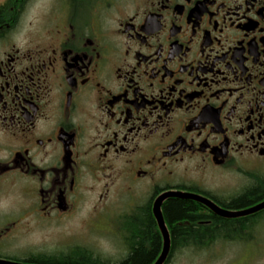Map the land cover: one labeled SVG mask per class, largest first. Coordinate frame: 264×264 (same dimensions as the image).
Segmentation results:
<instances>
[{"label":"flooded vegetation","instance_id":"obj_1","mask_svg":"<svg viewBox=\"0 0 264 264\" xmlns=\"http://www.w3.org/2000/svg\"><path fill=\"white\" fill-rule=\"evenodd\" d=\"M179 166L196 176L180 181ZM224 172L247 180L227 202L216 182ZM256 175L264 176V0H0V189L8 181L32 199L19 217L75 215L82 182L98 176L99 214L115 183L128 193L148 185L154 220L165 191L238 211L258 203L228 208L256 192ZM193 201L195 215L223 218ZM139 211L107 225L124 235L115 261L77 245L5 258L120 264L134 231L127 218Z\"/></svg>","mask_w":264,"mask_h":264},{"label":"rangeland","instance_id":"obj_2","mask_svg":"<svg viewBox=\"0 0 264 264\" xmlns=\"http://www.w3.org/2000/svg\"><path fill=\"white\" fill-rule=\"evenodd\" d=\"M186 170L179 166L175 171V177L185 181L196 176L193 170ZM231 173L224 172L217 177L220 193L218 196L223 202L232 198L247 182L244 176ZM255 177V187L260 186L258 181L263 182L264 176ZM102 184L100 176L86 177L82 182V195L78 200L75 215L43 219L34 216L19 217L20 210L25 204L32 202V199L22 197L17 187L13 188L5 181L0 189V259L19 262L5 257L24 258L28 252L56 253L75 245L87 249L90 254L96 258L100 257L99 260L102 261H115L114 259L122 257L124 235L111 231L107 225L115 223L112 216L119 212L138 208L147 201L151 204L149 199L151 189L144 184L136 187L134 192L128 193L126 189H119V184L115 183L110 188L109 204L107 202L105 210L99 214L101 204L100 202L98 204V193ZM103 214L106 215L105 218ZM15 222L17 225H12ZM37 224H50L52 227L41 230L31 227ZM250 230L254 232V238L245 237L240 242H235L233 238L213 237L212 242L197 245L199 248L177 246L166 264H264V214L249 223L243 231L250 233Z\"/></svg>","mask_w":264,"mask_h":264},{"label":"trees","instance_id":"obj_3","mask_svg":"<svg viewBox=\"0 0 264 264\" xmlns=\"http://www.w3.org/2000/svg\"><path fill=\"white\" fill-rule=\"evenodd\" d=\"M258 185L255 187L256 192L250 195H242L228 205V208H237L243 205H250L251 203L259 202L262 198H251L254 196L264 195V181H258ZM258 189V190H257ZM252 196V197H254ZM252 201V202H251ZM251 202V203H250ZM199 203L193 200H187L182 198H168L162 209L163 218L172 236V244L168 256L163 264H166L172 257V254L176 250L177 246L187 245L188 240H194L188 246H197L202 241L206 243L212 242L214 237H223L225 239L233 238L235 242H240L245 237L247 239L254 238V232H244L249 223L256 221L258 217L264 214V210L255 213L252 216H242L238 219L235 218H219L214 215L212 217H204L195 215V211L198 208ZM139 215L128 217L130 225L134 226V231L131 234V248L127 257L120 264H149L154 261L161 251L162 239L161 233L157 229L156 233L152 232V227L155 226V220L150 213V203L146 202L139 206ZM237 218V217H236ZM132 219V221H130ZM212 219L210 225L198 224L200 220ZM126 221V222H127ZM187 224V225H186ZM198 235V236H197ZM198 237V238H196ZM246 239V240H247ZM243 242V241H242ZM148 246V249L146 248ZM72 256V254H70ZM83 255H74V257H80ZM66 257V256H64ZM52 257H45L41 255L31 256L30 259L40 263H49ZM99 262L97 259L93 260V263Z\"/></svg>","mask_w":264,"mask_h":264},{"label":"water","instance_id":"obj_4","mask_svg":"<svg viewBox=\"0 0 264 264\" xmlns=\"http://www.w3.org/2000/svg\"><path fill=\"white\" fill-rule=\"evenodd\" d=\"M169 197H177V198H182V199H193V200L199 201L203 203L204 205L208 206L210 209H212L218 216L223 217V218L241 217V216L252 214L259 210L264 209V199L258 202L257 204L250 206L248 208L238 210V211H230V210H226V209H222L218 207L213 202H211L209 199L201 195H198V194L186 193V192H181V191H165L159 194L154 199V202L152 204L153 214H154L155 220L157 222V225L159 227V230L162 236V249L152 264H163L169 253L170 236H169V232H168V229L165 224L162 211H161L162 202ZM0 264H26V263L13 262V261L0 259Z\"/></svg>","mask_w":264,"mask_h":264}]
</instances>
